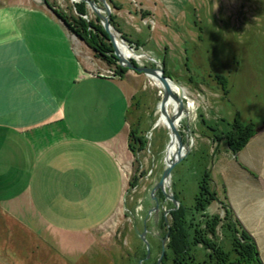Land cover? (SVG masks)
Wrapping results in <instances>:
<instances>
[{
    "label": "rangeland",
    "instance_id": "rangeland-1",
    "mask_svg": "<svg viewBox=\"0 0 264 264\" xmlns=\"http://www.w3.org/2000/svg\"><path fill=\"white\" fill-rule=\"evenodd\" d=\"M75 1L0 0V6H34L46 2L69 17H80L77 5L86 3L82 0ZM106 1L112 10V16H116L118 27L131 41H126L112 25L118 38L125 40L122 56L140 67H160L165 64L173 82L186 90L183 98L186 112L179 131L184 143L190 144V153L176 165L166 188L167 193H173L179 200L178 205H174L159 191L156 196L160 209L154 216L150 210L155 207L151 193L166 167L167 147L171 139L167 125L155 126L161 116V85L143 73L138 74L123 67L115 57L114 48L111 55L116 59L117 65H109L97 58L95 52L87 46L92 52L82 48L79 51L80 58L87 65H92L99 74L112 78L131 76L137 79L133 83L140 93L133 96L128 120L131 129L137 130L145 139L146 147L138 156V165L132 154L131 174L127 175L122 163L121 166L117 165L119 175L117 170L111 168V161L103 148L93 144L88 133L82 130L77 134L70 131L69 147L73 148H69L72 153L68 156L82 158L77 162H86L84 172L74 176L79 185L69 195L72 202L68 216L54 217V212L48 216H53L50 217L52 222L62 223L59 228L65 231L62 236L67 237L70 247L84 249V257L70 254L64 258L66 264H141L142 261V264H153L158 240L154 233L161 230V226L166 229V225L171 222V213L177 209L186 207L187 215H191L188 211L193 209L199 193V183L206 172L211 179L212 192H217L219 200L230 205L224 200V192L227 191V186L232 183L235 185L233 163L237 160L235 158L238 153L233 154L228 149L224 135L232 130L234 122L238 120L243 125L252 123L258 129L263 127L264 0H112L120 10L114 9L109 0ZM97 3L102 6L98 1ZM85 8L86 14L81 17L88 23L104 28L99 16L88 4ZM145 12L152 16H146ZM102 15L106 13L102 12ZM73 35L76 43L85 44L78 35ZM126 53L132 56L128 58ZM118 67L127 71L119 76ZM216 76L226 79L222 80L226 83L225 86ZM120 110L123 111V108L117 105L113 119H106L105 123L108 121L114 125L109 127L106 135L117 132L124 123L123 116H119ZM77 118L79 120L74 121L68 116L67 125H85L87 122L92 124L105 117L100 114L89 120ZM220 138L223 139L218 142ZM252 139L254 143L250 144L249 149L256 152L257 148L264 146V128ZM227 152L230 153L229 156ZM96 158L99 159L100 167L96 168L97 172L94 170V180H91L85 168L92 167L90 164ZM103 167L105 171H102ZM124 173L128 176L126 187L122 179ZM72 182L74 183L73 180L68 181L66 187ZM131 182H136V187H131ZM63 213L65 212L59 214ZM205 214L209 217L225 216L219 201L211 203ZM199 218L195 217L197 221H202ZM147 219L148 224H144ZM234 220L237 226L232 223L231 226L235 225L238 231H247L236 216ZM228 224V221L222 222L217 228L216 236L217 243L226 253L232 249L233 238V231ZM145 227L147 235L146 241H143L139 234L144 233ZM249 235L251 236L250 233ZM40 242L46 248V244L41 240ZM147 244L151 250L149 258ZM20 246L21 243L18 249ZM31 252L30 250L28 253L24 248L23 251L22 248L18 251L20 256L27 257L31 256ZM48 252V249L41 252L38 260H35L36 257L33 259V264H60V259L55 256L57 254ZM193 254L200 261L206 251L198 246ZM4 262L7 263L0 256V264ZM25 263L21 258L17 264Z\"/></svg>",
    "mask_w": 264,
    "mask_h": 264
},
{
    "label": "crops",
    "instance_id": "crops-1",
    "mask_svg": "<svg viewBox=\"0 0 264 264\" xmlns=\"http://www.w3.org/2000/svg\"><path fill=\"white\" fill-rule=\"evenodd\" d=\"M76 42L45 3L0 6V256L7 261L4 264H17L21 258L33 264L45 249L55 252L60 264H66L64 258L70 254L84 257V249L70 247L62 236V223L48 216L51 212L54 217L68 216L69 195L79 185L74 176L84 172L86 162L68 156L73 148L70 131L88 133L109 157L111 168L120 175L117 165L122 163L131 174L128 114L133 96L140 93L133 83L137 79L99 74L80 58L82 48L90 49ZM117 105L123 108L119 116L124 123L106 135L114 125L105 121L113 119ZM100 114L105 118L96 123H66L68 116L78 121L77 117L89 120ZM252 140L235 158V185L227 186L224 200L254 238L264 264V146L252 151ZM90 165L85 170L94 180L99 159ZM122 177L126 187L128 176ZM70 180L74 183L66 187ZM19 243L22 251H32V257L20 256Z\"/></svg>",
    "mask_w": 264,
    "mask_h": 264
},
{
    "label": "trees",
    "instance_id": "trees-1",
    "mask_svg": "<svg viewBox=\"0 0 264 264\" xmlns=\"http://www.w3.org/2000/svg\"><path fill=\"white\" fill-rule=\"evenodd\" d=\"M109 2L114 9L120 10V8L113 4L112 0H109ZM47 6L67 26L70 32L78 35L85 44L95 52L97 58L109 65H117L115 61L116 59L111 55L113 54V46L112 44H109V35L104 28L95 25L92 22L88 23L81 17L86 14V4L82 3L81 5H77V11L81 15L80 17H69L57 9L53 4L47 3ZM145 14L146 16L148 15V13ZM112 25L122 34V37L126 41L131 42L126 36H124L118 27L115 15L112 16ZM164 69L165 75L171 78L168 75L165 66ZM126 71L127 70L122 67L117 68L119 76H122ZM216 79L220 81V83L222 80H226L222 76H216ZM222 84L225 86L226 83L222 82ZM262 128H264V124ZM260 129L255 128L252 123L243 125L236 120L232 126V130L224 135L228 149L233 154L241 152L248 145L250 140L256 136ZM222 139L223 138L218 139V142ZM128 146L129 150L135 157V163L138 165L140 162L138 156L144 151L146 141L137 130L131 129ZM210 182V176L208 172H206L204 179L199 183V193L196 196L193 209L188 211L191 212L190 216L187 215L188 209L186 207H182L171 213V222L168 224L169 228L166 231V233H169V261L187 254L188 252L193 253L196 247L201 246L205 251H210L221 257L226 256L229 260L235 259L240 261L241 264H261L260 253L255 240L249 235V233H247V231L237 230V223L234 220V212L230 205L219 200L217 192H212ZM136 185V182L135 184L132 182L130 183L131 187H136ZM216 201H219L224 210L225 216L223 218L220 216L209 217L205 214L206 208ZM196 216L202 218V221H197V219H195ZM224 221L229 222L228 227L233 231L232 249L228 253H226L223 247L217 243L216 239L217 228ZM231 223L236 226H231Z\"/></svg>",
    "mask_w": 264,
    "mask_h": 264
},
{
    "label": "water",
    "instance_id": "water-1",
    "mask_svg": "<svg viewBox=\"0 0 264 264\" xmlns=\"http://www.w3.org/2000/svg\"><path fill=\"white\" fill-rule=\"evenodd\" d=\"M82 1L88 4L89 7L99 16L106 33L109 35V40L114 48L115 57L118 59L119 63L123 67L128 68L129 70H132L138 74L143 73L151 79L152 78L157 79L161 83L162 90H163V99L159 105L160 113H162L163 115H167L166 108L171 99H174L179 104L178 112L175 113L172 116V118H169L172 131L178 139V150H177V153L172 157V160L169 159L168 158L169 144H168L167 156H166V167L164 169V172H163V175L160 181L155 185L151 193V197H153V200L155 202V207L151 210V212L153 211L158 212L160 209V205H159V202L156 196L157 192L159 191H161L165 195L166 199H169L174 205H178V201L174 197V194L166 192V188H167L166 182L172 178V173L176 165L180 163L188 155V153H190V144L188 142L184 143L182 135L180 134V131L177 130L175 127V123L181 120L186 112L184 108V103H183L184 96L179 92H175L173 88V85H175V83L173 82L171 78L165 75L164 65L160 67H140L121 56L117 48V44H116V38H118L117 36L118 34L116 33V30L112 26V10L109 7V4L106 0H82ZM97 1L101 3L102 6H100L97 3ZM44 3L47 5L46 2ZM102 12H105L106 15H102ZM121 41L125 43V40H121ZM155 126H159V121L156 122ZM135 227H137L136 224H135ZM146 235H147V228L145 227L144 233H140L139 236L143 241H146ZM147 247H148V252L150 254L148 244H147ZM164 254H165V247L163 248V253H162L161 258L158 261V264L162 262Z\"/></svg>",
    "mask_w": 264,
    "mask_h": 264
},
{
    "label": "flooded vegetation",
    "instance_id": "flooded-vegetation-1",
    "mask_svg": "<svg viewBox=\"0 0 264 264\" xmlns=\"http://www.w3.org/2000/svg\"><path fill=\"white\" fill-rule=\"evenodd\" d=\"M169 186V185H168ZM151 208L150 210H152ZM158 212H152V216L156 215ZM150 219V218H149ZM144 220V224L147 223L149 220ZM148 224V223H147ZM146 226V225H145ZM161 230L154 233L155 237L158 239L156 241V259L153 262V264H158L159 259L162 256L163 248L165 247V254L163 256L162 262L160 264H241L240 261L232 260L226 258V256L221 257L218 255H215L211 253L210 251H206V254L202 258V260L198 261L197 258L194 256L192 252H188L187 254L181 255L177 257L176 259H172V261H169V250H168V242H169V233H166L169 226L166 225V229L164 230V227L161 226ZM159 228V227H158ZM150 250V248H149ZM151 253V250H150ZM150 254L148 252L147 258H149ZM144 263V261L141 262V264Z\"/></svg>",
    "mask_w": 264,
    "mask_h": 264
},
{
    "label": "bare ground",
    "instance_id": "bare-ground-1",
    "mask_svg": "<svg viewBox=\"0 0 264 264\" xmlns=\"http://www.w3.org/2000/svg\"><path fill=\"white\" fill-rule=\"evenodd\" d=\"M116 44H117V48H118V50H119V52H120V54L122 56L123 50L125 48L124 42H122L119 38H116ZM126 54H128V53H126ZM131 56H132L131 54H128L127 57L129 58ZM152 80L153 81H156L157 84H160L161 85V83L157 79L152 78ZM161 87H162V85H161ZM173 88H174L175 92H179L183 96H186V90L183 87L175 84V85H173ZM171 100H173L172 103H171ZM171 100H170V102H169V104L167 105V108H166L167 109V115H163L161 113V116L158 119V121H159V125L160 124H165V125L168 126V128L170 130L171 139H170L169 147H168V158L172 160V157L177 153V150H178V139H177V137L174 135V133L172 131V128H171V125H170V122H169V118H172V116L175 113L178 112V110H179V104L174 99H171ZM171 107H172V112H171ZM182 119L175 123V127H176L177 130L180 129ZM169 182H170V180H168L166 182L167 188H168Z\"/></svg>",
    "mask_w": 264,
    "mask_h": 264
}]
</instances>
